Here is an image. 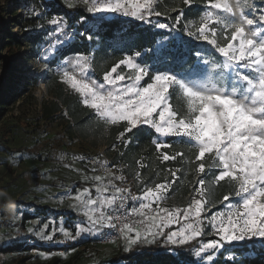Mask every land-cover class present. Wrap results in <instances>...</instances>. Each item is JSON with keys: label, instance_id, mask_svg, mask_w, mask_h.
I'll list each match as a JSON object with an SVG mask.
<instances>
[{"label": "snow or ice", "instance_id": "6c2138e0", "mask_svg": "<svg viewBox=\"0 0 264 264\" xmlns=\"http://www.w3.org/2000/svg\"><path fill=\"white\" fill-rule=\"evenodd\" d=\"M83 2L93 14L116 13L141 21L162 14L155 9L157 0ZM183 3L190 6L192 0ZM68 6L74 5L69 2ZM103 19V15L98 17ZM49 23L56 26L54 31L63 32L62 19L53 18ZM157 26L168 28L163 23ZM186 27L189 37L207 42L218 56L207 60L190 42L181 40L161 56H154L150 65L137 61L140 52L124 55L104 72L102 81L92 78V59L87 54H77L59 67L60 81L91 111L90 118L106 126L124 125L117 139L125 145L130 142L124 140L127 133L148 125L160 136L180 138L190 151L186 159L182 151L170 155L160 150L171 144L154 140L159 159L181 157L185 168L166 169L172 179L165 176L163 182L149 184L137 171L139 196L116 183L124 177L107 169V161H94L104 168L103 175L93 176L96 196L85 189L75 197L89 226H77L74 235L64 232L66 238L75 239L99 225L116 228L126 241V250L142 240L153 242L157 236H165L171 245H186L208 234L207 221L209 232L219 239L201 243L198 256L222 249L225 242L264 241V8H256L248 0H205L197 22ZM137 165L146 167L139 160ZM188 168L198 177L191 200L184 207L164 206L172 185L181 178L178 173L182 175ZM222 181L229 190L217 201L214 192ZM129 199L134 201L130 208ZM224 202H228L226 211L206 215ZM173 225L180 227L166 233ZM208 259L212 260L210 254ZM175 264L185 261L177 258Z\"/></svg>", "mask_w": 264, "mask_h": 264}, {"label": "rangeland", "instance_id": "374dc122", "mask_svg": "<svg viewBox=\"0 0 264 264\" xmlns=\"http://www.w3.org/2000/svg\"><path fill=\"white\" fill-rule=\"evenodd\" d=\"M51 2L60 3L62 6L57 4L52 6ZM69 2L74 6L69 7ZM248 2L254 4L256 8H264L263 0H248ZM87 7L88 5L82 0H0V21L3 18L10 24L8 30L18 35L20 39H26V36L31 35L36 40L34 49L25 44V41H22L20 45L13 43L3 49L8 37L3 36L0 31V37L4 38L0 39V100L2 99V106H0V264H98L99 262L110 264L108 262L110 258L117 252L126 250L125 240L120 245L97 244V239L106 226L97 225L92 232L81 234L75 239L66 238L64 235V232L74 235L78 231L77 226H89L75 197L85 189H90L93 197L96 196L97 182L93 180V176L103 175L104 168L94 161L97 159L106 161L107 155L103 140L84 139L69 133L66 112L53 116L46 115L45 111L51 105L53 96L48 91L44 77L50 67L58 73L59 67L67 59L77 54H86L63 55L70 44L82 40L83 34L77 24L71 23L67 10L82 8L87 11ZM247 11L248 9H245V12ZM94 15L97 18L103 15L104 19L123 16L164 30L165 34L153 47L140 52L138 62H141L145 52L161 56L169 47V40L180 44L181 40L186 41L183 38L185 36L187 41L200 50L207 60H211L213 55L218 56L213 53L211 45L207 42L189 37L187 27L184 36L175 24L164 22L156 15H152L145 21L116 13ZM53 18L62 19L63 32L54 31L56 26L49 23ZM99 23V21L95 24L88 22L85 25L91 28L88 36L93 38L88 39L90 42L98 41ZM160 23L167 24L168 28H159L157 25ZM117 34L118 38L111 42L115 47L127 46L132 41L131 37L124 35L126 34L124 31ZM96 48L97 46L92 47L91 53L87 54L92 61ZM135 52L139 51L133 53ZM152 62L153 60L144 63L150 65ZM9 63L15 67L13 72L9 71ZM120 70L117 69V71ZM209 71L212 69L209 68ZM90 74L93 79L102 81V78L95 74L93 67ZM65 87L71 91L66 85ZM56 137L58 140L55 139ZM166 138L156 133L154 139L165 141ZM177 139L180 138L177 137ZM39 144L42 145L40 148H33ZM93 168L97 171L93 172ZM119 174L122 175L120 172ZM117 184L127 187L124 180ZM131 195L136 196L133 192ZM191 198L192 195L181 201L169 198L164 206L184 207ZM227 203H220L206 215L226 211ZM82 221L83 224H81ZM173 226L175 228L171 231L180 227V225ZM204 228L208 234L202 236L206 239L199 241V245L212 239H219L209 232L207 221ZM47 236H51L52 239H46ZM164 242L167 243L166 239ZM237 242L241 241L225 242L222 249L210 250L208 254L201 253L200 256L196 254L199 250L198 246L193 251L195 256L193 264H213L222 251L223 264H229L226 260L242 264L241 256L233 252L230 246ZM139 243L146 242L142 240ZM209 254L212 256L211 261L208 259Z\"/></svg>", "mask_w": 264, "mask_h": 264}, {"label": "trees", "instance_id": "16d2710c", "mask_svg": "<svg viewBox=\"0 0 264 264\" xmlns=\"http://www.w3.org/2000/svg\"><path fill=\"white\" fill-rule=\"evenodd\" d=\"M50 4L52 6L56 4L62 6V4L57 2H51ZM204 7L205 0H192L190 6L185 5L183 0H158L155 5L156 11L162 13L161 17L158 16V18H162L164 22L175 24L178 31L184 36L186 25L196 23L198 15L201 14V9ZM67 12L71 23L77 24L78 28L83 31V34L81 35L82 40L70 44L65 49L63 55L67 56L74 53L88 54L91 53L92 47L97 46L93 54L92 67L99 78H102L104 72L110 70L124 55L133 54L134 51L143 52L153 47L158 42V39L165 34L164 30L156 29L154 25L143 24L140 21L123 16L99 21L97 16L88 13L82 8L67 10ZM180 13H183V15H180ZM178 16L180 19L177 24L176 18ZM98 21L100 22V29L97 34L98 41L90 42L87 36L91 28L85 25L88 22L95 24ZM0 23L2 25V29L0 30L2 35L8 37L3 49L8 48L13 43H19L20 45L22 41H25V44H28L34 49L36 40L31 35L26 36V39H20L18 35L8 30L10 24L6 23L5 19L1 18ZM122 31L126 33L124 34L126 37H131L132 41L127 46L118 48L111 42L115 38H118L117 33ZM3 36L0 39H4ZM183 38L187 41L186 36ZM175 45H179V43L169 40V47L164 52L173 48ZM191 46L196 49L194 45ZM153 57V53L145 52L141 57V61L149 62L153 60ZM146 58L150 59L148 60ZM8 68L10 72H13L12 70L15 67L12 63H9ZM44 82L51 96H53L51 105L45 111L46 115L53 116L57 115V113L65 114L66 112L67 130L70 134L79 135L84 139L96 138L103 140L106 148L105 154L110 156L113 162L120 167L119 172L123 175L127 187L133 193H141L140 185L135 177L137 171L140 172L144 183L149 184L150 181L154 183L163 182L165 176H168V179H172L166 169L175 170L185 168L181 157L169 161L159 159L160 152L156 150L155 144L153 143L156 133L150 126L141 125L133 129V132L127 133L124 140L128 141L130 139V142L125 145L124 142L117 139L119 133L123 131L124 125L106 126L102 122H98L94 117L90 118L92 116L91 111L82 106L75 93L66 89L65 85L60 81L59 74L55 73L53 68L50 67L46 72ZM1 100L0 106H2ZM172 102L174 106H177L178 102L175 98ZM55 139L58 140V137ZM165 141L171 144L172 147L161 149V152L166 151L171 155L176 151H182L186 154L185 159L190 155L188 145L181 143L177 137H167ZM41 146L39 144L33 146V148L37 149ZM191 151H194V149ZM138 160L146 165V167H139L137 165ZM178 176H181V178L172 185L169 198H175L177 201H181L187 196L192 195L193 185L196 184L198 177L191 168L184 171L182 175L178 173ZM208 179H211V174H208ZM228 190L227 184L223 181L220 182L215 188L214 199L219 201ZM219 204L217 203L216 206ZM174 228L172 226L171 229H166L165 231L167 233ZM203 238L206 239V237H199L197 240L191 241L186 245H170L164 242L165 236H160L153 242L135 244L129 250L119 251L108 262L110 264H175V261L179 258L185 261V264H193L195 262L193 251L199 246V241ZM230 246L233 252L241 256L242 264H264V241L254 238L252 240L233 243ZM223 254V251L220 252L213 264H223ZM226 261L229 264H237L234 261ZM98 264H104V262H99Z\"/></svg>", "mask_w": 264, "mask_h": 264}, {"label": "built area", "instance_id": "2783aa9c", "mask_svg": "<svg viewBox=\"0 0 264 264\" xmlns=\"http://www.w3.org/2000/svg\"><path fill=\"white\" fill-rule=\"evenodd\" d=\"M83 1V0H82ZM107 169L111 170L112 172H114L117 176H120L119 174V166H117L112 158L110 156L107 155ZM120 180H117L116 183H119ZM129 188V187H127ZM130 189V188H129ZM132 193V191H131ZM133 201L127 200L126 204L129 206V208L133 205ZM119 214V213H117ZM135 219V218H133ZM123 238L120 235L119 231L116 228H109V227H105L104 231L101 233V235L99 236V238L97 239V244L101 245V246H107V245H111V244H115V245H120L123 243Z\"/></svg>", "mask_w": 264, "mask_h": 264}, {"label": "crops", "instance_id": "0c3cea01", "mask_svg": "<svg viewBox=\"0 0 264 264\" xmlns=\"http://www.w3.org/2000/svg\"><path fill=\"white\" fill-rule=\"evenodd\" d=\"M139 195H141V193L140 194H136V196H139Z\"/></svg>", "mask_w": 264, "mask_h": 264}]
</instances>
